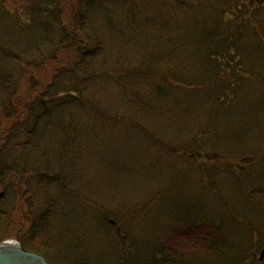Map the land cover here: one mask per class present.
I'll list each match as a JSON object with an SVG mask.
<instances>
[{"label": "trees", "instance_id": "1", "mask_svg": "<svg viewBox=\"0 0 264 264\" xmlns=\"http://www.w3.org/2000/svg\"><path fill=\"white\" fill-rule=\"evenodd\" d=\"M20 1L0 0V241L16 199L49 264H262L264 0ZM73 217L94 257L57 242Z\"/></svg>", "mask_w": 264, "mask_h": 264}, {"label": "rangeland", "instance_id": "2", "mask_svg": "<svg viewBox=\"0 0 264 264\" xmlns=\"http://www.w3.org/2000/svg\"><path fill=\"white\" fill-rule=\"evenodd\" d=\"M3 2H4V5L9 10H12V11L23 10L24 4L20 0H3ZM43 72L46 73L47 75H40V76L44 77L45 79L48 80L50 78V76H51L50 70L45 69ZM27 93H29L31 95L33 92H31V89H26V94ZM141 122H143V121H141ZM131 141H129V143ZM110 156H111V154H110ZM108 157H109V155H108ZM90 163L94 164V165H97V161H96L95 158L93 160H90ZM150 173L151 172L148 169H142L141 171L139 170V174L137 173L138 174V180L137 181H133L131 179L132 176H129L128 177V181H127V185L128 186H134V185L142 186V187H144L146 189L149 188L150 185H148L147 183L151 182L150 181ZM92 177L96 178V179H92V185H96L98 183V185H100L99 190L101 192H103V194L109 188H110L109 190H111V189H113L116 186L114 184L113 180H112V183H110V179L109 178L103 179L102 181H98V178H97L96 174H93ZM14 191L15 190H10L9 191V193H10L9 199L11 198L10 196H12V199L15 198L16 193ZM53 191H55V193H57L56 189L53 190ZM114 193H116V190H114ZM103 194H101V197L103 196ZM16 198L18 199V197H16ZM12 202H14V205L17 204V205L23 207L22 208V212L20 211V212H18L16 214L15 213L13 214L14 224L12 223L11 224L12 226L9 229V230H12V234H11L10 239H15V237L17 235H19V234L25 236L30 225H24L22 223V220L24 219V215H27V211H28L26 206L23 203L18 202V200L16 201V199L14 201H12ZM107 204H108L107 206L109 208H112L117 203H115L114 201H111V203H107ZM34 213L36 215L38 214L36 211H34ZM71 213H72V211H69L68 215H70ZM83 220H84V223H85L86 226H81L80 225L81 219H76V218L73 217V220L70 222V224H67L65 226V228H62L60 230V233L58 234L59 237H55V238H56L57 242H60V246L63 245L65 247L64 248L65 251H69V250H71V251L75 250L76 251L78 249L85 250V251L90 252L91 256L94 257L93 254L98 252V251H100L102 249V246L104 245L103 243L105 242V237L103 235H101V234L96 233V231L90 229L92 227L91 226L88 227L87 220L85 219V217L83 218ZM12 222H13V220H12ZM16 222H18V223L21 222L20 227L15 226ZM147 229H148V227H147ZM45 234H46V232L43 233L44 240L46 242ZM149 234H152V233L147 232L145 234L146 237H148ZM84 237H87V239L84 238ZM81 239H83V240H81ZM81 241H82V245L79 247V243L78 242H81ZM51 243L52 242L50 241V244ZM76 245H77V247H76ZM260 251L257 252L256 249H255V250H251L250 253H252L253 256H254L253 258H255L257 260L259 258V256H260ZM263 262H264V257L260 260V263L263 264Z\"/></svg>", "mask_w": 264, "mask_h": 264}, {"label": "water", "instance_id": "3", "mask_svg": "<svg viewBox=\"0 0 264 264\" xmlns=\"http://www.w3.org/2000/svg\"><path fill=\"white\" fill-rule=\"evenodd\" d=\"M0 264H49L40 254L26 249L23 236L0 242Z\"/></svg>", "mask_w": 264, "mask_h": 264}, {"label": "bare ground", "instance_id": "4", "mask_svg": "<svg viewBox=\"0 0 264 264\" xmlns=\"http://www.w3.org/2000/svg\"><path fill=\"white\" fill-rule=\"evenodd\" d=\"M261 251H262V250H261ZM261 251H260V252H261Z\"/></svg>", "mask_w": 264, "mask_h": 264}]
</instances>
